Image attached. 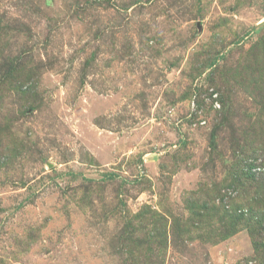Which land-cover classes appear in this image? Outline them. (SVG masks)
Masks as SVG:
<instances>
[{
    "label": "rangeland",
    "instance_id": "obj_1",
    "mask_svg": "<svg viewBox=\"0 0 264 264\" xmlns=\"http://www.w3.org/2000/svg\"><path fill=\"white\" fill-rule=\"evenodd\" d=\"M263 48L264 0H0V264H264Z\"/></svg>",
    "mask_w": 264,
    "mask_h": 264
},
{
    "label": "trees",
    "instance_id": "obj_2",
    "mask_svg": "<svg viewBox=\"0 0 264 264\" xmlns=\"http://www.w3.org/2000/svg\"><path fill=\"white\" fill-rule=\"evenodd\" d=\"M264 49V48H263ZM257 62L261 60V63L264 64V58L263 57H259L257 59H255ZM213 63V62H212ZM212 63H210L209 65H211ZM15 68L12 66L10 71H13ZM222 74V73H221ZM261 79L264 82V74L261 73ZM264 86V84H263ZM219 95H221L219 93ZM220 100V102L222 103L221 97L219 96L218 98ZM261 103H264V89H263V96L261 98ZM262 112H264V109L262 110ZM237 165V164H236ZM257 165H262V164H257ZM251 167H254L252 165V163L248 164V168H246V171L243 172L242 169H240V173L244 175V177L249 181V185L254 187L255 189V193L252 196V205L255 207H261L264 210V173L262 174L261 177H258L255 173L251 172L250 169ZM254 185V186H253ZM257 193V194H256ZM253 208V207H252ZM234 217L231 219H227L225 221V217H222V219H220V222H222L221 226H223V228L225 227L224 231H234L236 229L235 224L236 223H242L243 225L246 226H250L251 223H253V219H254V212L250 210L249 214H241V215H233ZM228 221V222H227ZM255 225V224H254ZM262 225L264 227V223L262 224L261 222H258V224H256V226L258 228H262ZM228 227V228H226ZM160 236V232L158 233H152V235H150V238L153 239L155 237ZM254 249H262V247L259 245L258 247L256 246ZM263 250V249H262ZM258 254V253H257ZM255 264V263H253Z\"/></svg>",
    "mask_w": 264,
    "mask_h": 264
}]
</instances>
